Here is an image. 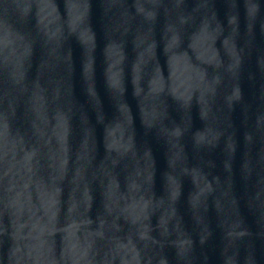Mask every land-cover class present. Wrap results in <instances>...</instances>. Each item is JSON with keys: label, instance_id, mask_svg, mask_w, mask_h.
Returning a JSON list of instances; mask_svg holds the SVG:
<instances>
[{"label": "clouds", "instance_id": "clouds-1", "mask_svg": "<svg viewBox=\"0 0 264 264\" xmlns=\"http://www.w3.org/2000/svg\"><path fill=\"white\" fill-rule=\"evenodd\" d=\"M184 2V0H183ZM152 0H149V4ZM211 0H201L198 10H205L199 30L184 48L181 29L191 17L180 14L178 25H166L169 40L164 54L169 68L167 79L157 63L139 64V72L131 79L132 97L140 114L143 136L153 135L163 141L167 170L163 173L164 194L154 191V158L145 140H136L135 119L126 99L124 80L116 88L106 70L108 93L113 98L114 115L108 118L95 89L93 55L89 79L88 48L80 40L85 24V12L90 15L91 0H64L66 19L59 12L56 0H12L21 20L34 14L36 28L44 37L49 59L70 61V53L62 54L64 42L75 37L84 49L83 87L87 104L95 114L93 124L83 104L66 99L70 93L62 81H49V90L42 84L43 68L29 85L28 66L34 44L0 19V70L7 72L11 92H0V264H169L166 247L175 249L179 264H193L197 243L203 248L212 238L208 221L210 207L217 216V227L224 243L222 264H240L239 246L246 242L243 264H257L254 241L264 242V179L249 198L248 207L256 213L257 231L246 224L233 193L232 162L236 151L233 134L220 128L216 104L232 111L243 100L239 83L242 51L237 47L239 35L236 4L229 0V32L209 11ZM164 6L146 9L134 0L136 15L151 24ZM247 30L253 32L260 5L257 0H245ZM264 31V21L261 22ZM127 31V30H126ZM93 43L95 34L92 32ZM222 38L224 57L216 47ZM110 39L108 44L118 43ZM107 46V47H108ZM154 45L148 44L152 51ZM94 51V49H93ZM191 53V55H190ZM93 54V52H92ZM140 60L137 54L136 63ZM180 61L181 66L177 67ZM134 63V67L136 66ZM264 72V59L258 60ZM27 97L26 111L31 113V139L14 127L19 98ZM65 98L64 103H60ZM264 99V96H262ZM169 101L175 105L180 119L172 118ZM55 107L49 110V105ZM198 109L202 128L193 131V107ZM78 120L80 146L71 166L70 137L73 121ZM256 127L264 131V112L256 115ZM102 129L103 157L98 155L95 131ZM191 135L195 162L189 161L184 139ZM224 140V179L214 175L216 163L206 154ZM251 134L245 140L251 143ZM48 160V176L40 175L43 157ZM123 165V183L117 169ZM248 163L243 166L250 175ZM185 178L192 184L187 197L193 230L188 231L178 210ZM68 187L64 198L65 186ZM94 186L100 192L99 206L93 215ZM156 223L153 224V218ZM6 249V250H5ZM206 259V257H205Z\"/></svg>", "mask_w": 264, "mask_h": 264}, {"label": "water", "instance_id": "water-1", "mask_svg": "<svg viewBox=\"0 0 264 264\" xmlns=\"http://www.w3.org/2000/svg\"><path fill=\"white\" fill-rule=\"evenodd\" d=\"M146 9L153 6H159L160 0H136ZM233 5L236 4V12L238 14L239 35L236 43L242 51V66L240 70L239 83L241 85L243 100L237 104L230 112L223 105L222 99L217 100L216 109L219 116V127L224 129L226 134H233L236 141V151L232 162V179L233 193L237 197L240 205V211L245 219L247 226L256 232V213L248 207L249 198L253 193L259 190L260 181L264 179V131L258 130L256 127V115L264 112V72H261L258 66V60L264 59V31L261 30V22L264 21V0H257L260 5V11L257 16L253 32L249 28L247 30V18L245 0H232ZM59 12L66 19V10L64 0H56ZM201 0H164V6L158 11L157 20L154 23L145 22L140 16L136 15L133 7L134 0H91L90 15L85 12V26L80 31V40L88 48L89 79L94 78L95 89L103 103V110L108 118L114 115L113 98L108 93L106 85V70L108 67V75L114 87L119 88L122 80L126 87V99L132 108L135 119L136 140L138 144H142L145 140L152 148L154 164V191L157 196L164 194V178L163 173L167 170L166 147L163 141H157L153 135L143 136V129L140 122V114L136 108V101L132 97L131 79L136 77L139 72V64L148 63L159 64L167 79L169 68L164 54V47L169 40V34L166 25L175 24L177 26V18L180 14L191 17L188 23L183 25L181 35L183 38L184 48L190 39L195 40L193 36L200 27L205 10H198ZM209 11L216 14L217 20L223 26L227 35L229 32L228 15L230 13L229 0H211ZM0 19L7 20L17 31L22 33L25 38L32 41L34 51L28 66L27 81L29 85L39 75L40 64L49 61L43 68L42 84L49 90V98H51V89L53 85L49 81H62L64 88L70 93L66 99L70 98L73 102L83 104L88 111L90 121L95 124V114L87 104V96L83 87V65L85 61L84 49L75 37H69L65 42L62 54L70 53V61L57 62L55 58L49 59L47 53L48 48L45 46L44 37L36 28L34 14L26 20H21L15 11L12 0H0ZM127 30V31H126ZM92 32L95 34V42L93 43ZM110 39L119 41L108 46ZM152 43L154 48L148 50V44ZM108 46V47H107ZM216 47L220 50L222 58L224 57V49L222 46V38L216 41ZM94 49V51H93ZM93 52V54H92ZM140 54V60L136 63L137 54ZM93 55V78L91 76V60ZM191 55V53H190ZM134 63L136 66L134 67ZM180 61L177 67L181 66ZM8 90L11 96L15 97L17 92L11 87L8 81L7 72L0 70V92ZM27 97L19 98L17 116L13 119L14 127L20 129L26 139H31L32 119L31 113L26 111ZM65 98L62 97L60 103H64ZM171 107L169 113L172 118L179 120V114L175 110V105L169 101ZM55 105H49V110ZM193 131L203 127L198 116V109L194 106L193 111ZM102 129L97 125L95 138L97 139L98 155L96 162L103 157L102 147ZM251 134L253 139L251 143L245 140V135ZM83 133L80 130L78 120L73 121V132L70 137V161L75 159V153L78 151ZM186 152L191 163L195 162V153L192 149L191 135H187L184 139ZM224 140L221 139L219 146L211 153L206 154V158L215 161L216 168L213 169L214 175H220L222 179L226 176L223 170L224 160ZM249 164L251 169L250 175L245 177L243 166ZM42 169L40 175L45 178L48 176V160L43 157L41 160ZM121 183H123L125 172L123 165L117 169ZM95 202L93 206V215L99 206L100 192L98 186H94ZM192 190V184L189 179L185 178L182 188L181 200L178 203V210L183 217L184 225L188 231L193 230V222L191 212L187 205V197ZM68 187L65 186L64 198H67ZM3 195V189L0 188V196ZM208 221L213 230V238L201 248L197 243L194 253L193 264H222L221 252L224 247L222 233L217 227V216L210 207L208 213ZM156 218H153V224ZM254 252L257 264H264V242L257 239L254 241ZM6 250V249H5ZM240 264H243L244 257L247 254L246 242H242L239 246ZM164 254L169 259V264H179L175 255V249L166 247ZM206 257V259H205Z\"/></svg>", "mask_w": 264, "mask_h": 264}]
</instances>
